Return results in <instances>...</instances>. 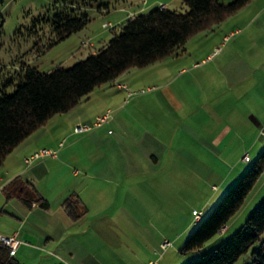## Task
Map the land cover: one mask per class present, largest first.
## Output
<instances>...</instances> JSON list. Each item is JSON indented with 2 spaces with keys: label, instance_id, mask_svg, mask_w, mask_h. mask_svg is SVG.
I'll return each instance as SVG.
<instances>
[{
  "label": "rangeland",
  "instance_id": "obj_1",
  "mask_svg": "<svg viewBox=\"0 0 264 264\" xmlns=\"http://www.w3.org/2000/svg\"><path fill=\"white\" fill-rule=\"evenodd\" d=\"M166 4L186 11L183 0H0V97L14 93L21 68L45 73L72 67L120 33L127 15ZM65 8L86 13L91 21L45 50L51 33L45 28L37 36L36 19L51 20ZM108 111L109 123L95 127ZM55 116L52 123L60 122L65 145L59 159L45 157L53 161L40 177L52 199L48 210H59L73 197L80 201L75 210H92L82 222L102 226L93 245L98 248L99 242L107 249L88 264L200 259L234 237L264 202L263 174L227 229L202 249L183 252L199 225L194 211L204 221L264 152V0H252L170 56L129 69ZM76 126L91 129L76 133ZM146 137L160 142L158 148L147 149ZM46 149L58 155V148ZM12 207L0 205V226H10V217L1 211L11 213ZM34 219L36 213L27 224ZM73 241L88 248L83 236ZM262 241L264 235L235 264H252V252Z\"/></svg>",
  "mask_w": 264,
  "mask_h": 264
},
{
  "label": "trees",
  "instance_id": "obj_2",
  "mask_svg": "<svg viewBox=\"0 0 264 264\" xmlns=\"http://www.w3.org/2000/svg\"><path fill=\"white\" fill-rule=\"evenodd\" d=\"M251 1L233 0L223 4L220 0H183L185 12L158 7L128 19L120 33L72 67L58 66L45 73L30 66L21 68L14 93L0 97V167L24 140L53 116L69 112L95 88L114 81L131 68H144L170 56L191 37L221 23ZM90 21L86 13L65 8L51 20L36 19L40 26L35 31L40 37L45 28L49 29L50 38L43 45L46 50L80 32ZM263 174L264 152L210 215L199 223L183 252L198 251L221 233L244 206ZM36 201L42 208L49 209V202L39 194H36ZM78 202L79 199L74 202L71 197L63 203L73 220L81 217L75 210ZM263 235L264 202L234 237L186 264H235L261 241ZM9 253V248L0 244V264H18ZM252 264H264V241L252 252Z\"/></svg>",
  "mask_w": 264,
  "mask_h": 264
},
{
  "label": "crops",
  "instance_id": "obj_3",
  "mask_svg": "<svg viewBox=\"0 0 264 264\" xmlns=\"http://www.w3.org/2000/svg\"><path fill=\"white\" fill-rule=\"evenodd\" d=\"M165 6L168 8V4ZM128 19L130 16L127 15ZM127 20H124L123 24ZM119 88L126 90L127 86L119 84ZM55 117H52L24 140L8 155L0 167V205H12L14 209L11 213L1 211V214H7L10 217L8 219L11 224L10 226H0V234L12 236L17 233L18 238L22 241L14 256L18 264H88V259L95 258L98 261L100 255L105 253L103 250L106 247L102 243L99 244L98 242V248L93 245L102 226L94 222H82L84 216L90 214L89 212L92 210H77L81 217L76 220L68 215L63 208V203L58 205L59 210H39L41 206L36 201V194L49 202V209H52L53 206L51 196L47 194L42 184L43 178L40 177L49 172L48 168L53 160H47L46 157L37 160L32 165H27L25 158L40 149H46V146H50L51 148H58L56 151L59 159V151L65 144L61 141L63 130L60 122L52 123ZM144 139L140 138L138 143L140 147ZM146 143L148 144L147 149L150 148L152 151L158 148L157 145L160 142L146 137ZM145 160L146 165H148L147 156ZM136 163L137 161L133 160V164ZM35 213L36 219L28 225L31 215ZM26 219L27 221H25ZM47 219L48 221H46ZM51 220L52 222H50ZM201 221L202 218L199 223ZM228 226L229 224L225 228L227 229ZM82 236L85 240L84 243H89L88 248L82 249L78 243L77 246L74 245L73 240H78ZM69 243L70 245H67ZM77 255L81 258L77 259Z\"/></svg>",
  "mask_w": 264,
  "mask_h": 264
},
{
  "label": "built area",
  "instance_id": "obj_4",
  "mask_svg": "<svg viewBox=\"0 0 264 264\" xmlns=\"http://www.w3.org/2000/svg\"><path fill=\"white\" fill-rule=\"evenodd\" d=\"M161 7H166V6L162 5ZM135 17H136V15H133V17H131V18H135ZM83 45L84 46L88 45V42H84ZM133 95L134 94L130 93L128 96L132 97ZM111 119H112V112L108 111L107 113H105L102 116H99L97 118V120L95 122V127H97V128L102 127L105 124H108ZM90 129H91L90 127L76 126V127H74V132L81 133L83 131L90 130ZM48 156H52L54 158H57L58 155L56 152H53L51 150L41 149L40 151L36 152L35 154L25 158V163L27 165H31L35 161L40 160V159L45 158V157H48ZM194 213L196 215V218L198 220H201V216H202L201 213L199 214V212H197V211H194ZM0 244L9 248L10 257L14 258V256L16 255L18 247L22 244V241L18 238L17 233L13 234L12 236H5L3 234H0ZM163 245L166 246L167 242H165V244H163Z\"/></svg>",
  "mask_w": 264,
  "mask_h": 264
}]
</instances>
